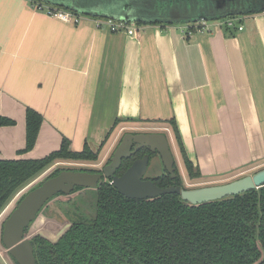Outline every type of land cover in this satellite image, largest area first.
<instances>
[{"label":"crops","instance_id":"0c3cea01","mask_svg":"<svg viewBox=\"0 0 264 264\" xmlns=\"http://www.w3.org/2000/svg\"><path fill=\"white\" fill-rule=\"evenodd\" d=\"M238 25L211 22L187 36L185 24H147L129 34L0 0V115L14 120L0 126V159L42 158L66 138L105 160L129 128L166 130L178 147L174 120L205 184L264 167V12ZM28 108L43 121L22 151Z\"/></svg>","mask_w":264,"mask_h":264},{"label":"trees","instance_id":"16d2710c","mask_svg":"<svg viewBox=\"0 0 264 264\" xmlns=\"http://www.w3.org/2000/svg\"><path fill=\"white\" fill-rule=\"evenodd\" d=\"M42 121L39 112L27 109L26 146L22 151L34 147ZM170 123L188 177L198 182L201 171L186 154L175 121ZM11 124L14 120L0 115V126ZM98 159L99 153L89 146L73 151L66 138L58 150L42 158L0 159V210L51 165L93 163ZM126 165L124 162L123 170ZM153 179L163 187L173 183L169 175ZM97 196L94 217L73 223L56 243L41 236L33 239L38 264H264V185L199 205L184 203L177 193L151 200L126 198L111 180L97 189Z\"/></svg>","mask_w":264,"mask_h":264},{"label":"water","instance_id":"95a60500","mask_svg":"<svg viewBox=\"0 0 264 264\" xmlns=\"http://www.w3.org/2000/svg\"><path fill=\"white\" fill-rule=\"evenodd\" d=\"M92 17L143 23H194L219 20L231 16L264 12V0H43ZM134 150L132 151V147ZM147 147L157 152L164 169L174 172L175 158L165 132L124 131L104 166L92 172L88 169L63 168L57 175L40 181L26 191L0 220V246L19 264H37L31 235L25 229L39 217L45 205L59 193L70 194L75 187L95 188L104 178L112 180L120 193L129 198H154L162 194L178 193L185 203L198 205L224 199L264 184V167L221 184L183 188L181 185L162 188L146 179L149 155L136 159L121 175L115 174L122 160L131 152ZM66 226V225H65ZM61 229L53 242L67 230ZM50 238L43 232L36 233Z\"/></svg>","mask_w":264,"mask_h":264},{"label":"rangeland","instance_id":"374dc122","mask_svg":"<svg viewBox=\"0 0 264 264\" xmlns=\"http://www.w3.org/2000/svg\"><path fill=\"white\" fill-rule=\"evenodd\" d=\"M126 131L165 132L168 136L170 142V148L175 158V162L179 167L180 173L183 176V180L188 187H192L191 185H188L191 182L189 181V178L186 174L181 153L179 152L178 147L174 142V138L169 134V132L158 128H144V129L129 128ZM118 141L116 142V144H118ZM107 159L108 158L102 160L101 158H99L96 162L93 163L59 162L51 165L49 168L38 174L33 180H31L26 186H24L20 191H18L12 197V199L4 206L5 209L4 208L3 209L6 211L0 217V220L3 218V216L7 214V211H9L18 202L19 198L26 191H28L31 187H34L40 181L48 177L56 169L81 168L88 170H99L104 166ZM163 172H164V166L160 161L159 157L155 156L148 166L145 177L152 178L161 175ZM202 181L203 180H199L198 182L200 183ZM214 184H221V182L210 183V184L208 183L197 184L194 187L208 186ZM97 199H98L97 189L95 188H83L69 195L60 194L54 197L42 209V212L40 213L38 219L33 224H31L29 228L30 230L29 234L31 235V234L43 232L51 239H55L56 236L61 233L60 231L65 225H66L65 228H68L70 223L73 221L90 220L92 217H94L96 212ZM0 257L3 264H15L12 258L8 255V252L1 246H0Z\"/></svg>","mask_w":264,"mask_h":264},{"label":"built area","instance_id":"2783aa9c","mask_svg":"<svg viewBox=\"0 0 264 264\" xmlns=\"http://www.w3.org/2000/svg\"><path fill=\"white\" fill-rule=\"evenodd\" d=\"M31 4L33 5L34 8L47 14L50 17L57 18L66 22H71L73 24H79L83 19L91 18L94 19L97 27L99 28L105 27L112 32L123 31L131 34L137 32V29L139 28V25H137L136 22H129L126 20H114L111 18H104V17H92L85 14L75 13L71 10L61 8L55 5H50L47 3H37L31 1ZM240 16H231V17H227L219 20H211V21L202 20L199 22L192 23L190 25L185 24L184 33L187 36H191L195 31H208L211 28L210 26L211 22H215L217 25H221V26L223 25L227 27H235L239 24ZM243 28H244L243 25H238L239 30H242ZM3 210L2 209L0 210V217L6 211ZM0 264H3L1 257H0Z\"/></svg>","mask_w":264,"mask_h":264},{"label":"flooded vegetation","instance_id":"af4514ba","mask_svg":"<svg viewBox=\"0 0 264 264\" xmlns=\"http://www.w3.org/2000/svg\"><path fill=\"white\" fill-rule=\"evenodd\" d=\"M134 150V146L132 147V151ZM149 155V159H150V161H149V164H150V162L152 161V159L155 157V156H158V153L157 152H152L151 150H149L147 147H142V148H140V149H138L137 151H135V152H131V154H130V156L128 157V158H125V159H123L122 160V164H121V166L116 170V172H115V174L117 175V176H121L125 171H126V169L133 163V161H135L136 159H141V158H143L145 155ZM124 162H127V165H126V167H125V169L123 170L122 169V167H124ZM174 167H175V169H174V174H173V176H172V173H169L166 169H164V172L161 174V175H169L170 177H171V179H172V181H173V183L171 182V183H169L168 184V186H165V187H163V186H160V181L159 180H157V181H155L153 178H157V177H159V176H161V175H158V176H155V177H152V178H146V179H151V180H153V182L157 185V186H159V187H162V188H166V187H169V186H171V185H173V186H178V185H181L183 188H193L195 185H197V184H205L203 181L202 182H193V181H191L190 179H189V181L191 182V183H187L188 185H191L192 187H188L186 184H185V182H184V180H183V176H182V174L180 173V170H179V167L177 166V164H176V162H175V164H174ZM185 171H186V169H185ZM92 172H101V171H97V170H94V171H92ZM186 174H187V172H186ZM187 176H188V174H187ZM187 178V177H186ZM189 178V177H188ZM108 180H111V178L109 179H106V178H104V180H103V182L97 187V189L100 187V186H102L103 185V183H105L106 181H108ZM231 181V180H230ZM111 182H112V180H111ZM224 182H228V181H224ZM224 182H222V183H224ZM113 183V182H112ZM114 185V184H113ZM264 185V184H263ZM262 185V186H263ZM115 187V186H114ZM261 187V186H260ZM116 188V187H115ZM259 188V187H258ZM258 188H255V189H258ZM81 189H83V187H75V189L70 193V194H72L73 192H75V191H78V190H81ZM117 189V188H116ZM255 189H250V190H247V191H245V192H248V191H251V190H255ZM118 190V189H117ZM119 192V191H118ZM120 193V192H119ZM242 193H244V192H242ZM242 193H239V194H242ZM60 194H64V193H59L58 195H60ZM120 194H122V193H120ZM169 194V193H168ZM178 194V193H177ZM58 195H56V196H58ZM65 195H69V194H65ZM123 195V194H122ZM162 195H164V194H162ZM162 195H160V196H162ZM180 195V194H179ZM236 195H238V194H236ZM55 196V197H56ZM123 196H125V195H123ZM160 196H157V197H160ZM126 197V196H125ZM157 197H154V198H157ZM181 197V196H180ZM126 198H129V197H126ZM154 198H145V199H140V200H151V199H154ZM53 199V198H52ZM130 199H135V198H130ZM181 200H182V198H181ZM50 201V200H49ZM183 201V200H182ZM184 202V201H183ZM185 203V202H184ZM206 203V202H205ZM187 204H189V203H187ZM201 204H203V203H201ZM191 205V204H190ZM199 205V204H198ZM77 221H79V220H77ZM76 221H73V222H71L70 223V225H69V227L67 228V230L73 225V223H75ZM29 228H30V226L29 227H27L26 229H25V233H26V235H30L29 234ZM66 230V231H67ZM65 231V232H66ZM65 232L63 233V235L65 234ZM62 235V236H63ZM37 236H41V235H39V234H31V243H32V245H33V247H34V255H35V245L33 244V239L34 238H36ZM62 236H60V238L62 237ZM43 239H45V240H47L48 242H50V243H56L58 240H60V238L59 239H57V241H55V242H53V241H51V240H55V239H51V238H45V237H43V236H41ZM12 258V260L15 262V264H19L13 257H11ZM35 259H36V263H37V258H36V255H35ZM38 264V263H37Z\"/></svg>","mask_w":264,"mask_h":264}]
</instances>
